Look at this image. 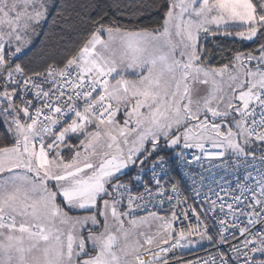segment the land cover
Returning a JSON list of instances; mask_svg holds the SVG:
<instances>
[{
	"label": "snow or ice",
	"instance_id": "6c2138e0",
	"mask_svg": "<svg viewBox=\"0 0 264 264\" xmlns=\"http://www.w3.org/2000/svg\"><path fill=\"white\" fill-rule=\"evenodd\" d=\"M107 7L0 0V264H264V0Z\"/></svg>",
	"mask_w": 264,
	"mask_h": 264
},
{
	"label": "trees",
	"instance_id": "16d2710c",
	"mask_svg": "<svg viewBox=\"0 0 264 264\" xmlns=\"http://www.w3.org/2000/svg\"><path fill=\"white\" fill-rule=\"evenodd\" d=\"M83 2H88V0H83ZM153 2L154 0H98L101 8L109 11L116 20H119L122 23L127 24L128 26H133V24H139L141 26H154L160 21V15L155 11L144 9V14L140 15L138 18L129 17L124 13L131 12V8L125 10L117 9L115 7L108 8L107 6L117 3L137 5L142 3L151 4ZM99 10L100 9H97V11ZM91 14L94 16L96 15V12H92ZM86 16L87 13H85V17ZM48 30V26L45 25L44 29L41 30V34L37 36L36 40L33 43L34 48L29 53L28 57V59L31 61L32 67H41L49 59L61 60L65 56L72 54L76 50L77 46L81 43L82 39L88 31L87 27H80L78 31L64 33L65 38L58 40V48L54 50L53 44L57 41L58 38L51 35L45 36L43 33L47 32ZM211 39L212 38H209L208 46L211 48H215V45L211 43ZM216 39L219 40L220 38L217 37ZM221 43H224V41L221 40ZM226 46L229 48L235 47L244 50V48L248 46V42H244L243 44H232L231 42H228ZM224 62L225 61L222 59L219 61V63ZM2 133L3 128L0 127V134Z\"/></svg>",
	"mask_w": 264,
	"mask_h": 264
},
{
	"label": "rangeland",
	"instance_id": "374dc122",
	"mask_svg": "<svg viewBox=\"0 0 264 264\" xmlns=\"http://www.w3.org/2000/svg\"><path fill=\"white\" fill-rule=\"evenodd\" d=\"M36 38H37V36L33 38V43L36 40ZM200 87L203 88L204 86H200ZM145 256H146V258H145ZM151 259H152V256L151 255H149L147 253L143 255V260L145 261V264L150 263Z\"/></svg>",
	"mask_w": 264,
	"mask_h": 264
},
{
	"label": "built area",
	"instance_id": "2783aa9c",
	"mask_svg": "<svg viewBox=\"0 0 264 264\" xmlns=\"http://www.w3.org/2000/svg\"><path fill=\"white\" fill-rule=\"evenodd\" d=\"M200 254L202 255L203 252H201ZM193 255H194V253H188V254H187L188 258H192ZM152 259H153V258H152ZM151 261H152V260H151ZM151 261H150V263H148V264H151Z\"/></svg>",
	"mask_w": 264,
	"mask_h": 264
},
{
	"label": "bare ground",
	"instance_id": "6f19581e",
	"mask_svg": "<svg viewBox=\"0 0 264 264\" xmlns=\"http://www.w3.org/2000/svg\"><path fill=\"white\" fill-rule=\"evenodd\" d=\"M145 258H146V256H145ZM152 260V259H151Z\"/></svg>",
	"mask_w": 264,
	"mask_h": 264
}]
</instances>
